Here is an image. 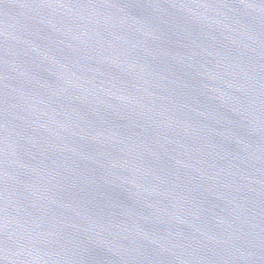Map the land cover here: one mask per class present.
<instances>
[{
  "label": "water",
  "instance_id": "obj_1",
  "mask_svg": "<svg viewBox=\"0 0 264 264\" xmlns=\"http://www.w3.org/2000/svg\"><path fill=\"white\" fill-rule=\"evenodd\" d=\"M0 264H264V0H0Z\"/></svg>",
  "mask_w": 264,
  "mask_h": 264
}]
</instances>
